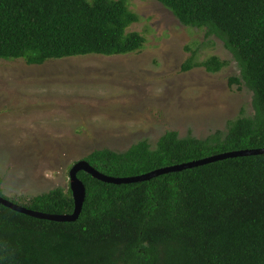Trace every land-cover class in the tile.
Instances as JSON below:
<instances>
[{"label": "trees", "instance_id": "1", "mask_svg": "<svg viewBox=\"0 0 264 264\" xmlns=\"http://www.w3.org/2000/svg\"><path fill=\"white\" fill-rule=\"evenodd\" d=\"M189 27L223 41L240 68L232 83L253 92L244 111L205 137L168 130L155 144L94 149L85 159L104 174H144L222 152L264 147V0H156ZM140 16L126 0H0V59L30 65L79 55L141 50L129 31ZM228 60L197 51L184 70L218 72ZM76 221L36 218L0 203V264H264V153L218 160L149 180L111 183L86 171ZM0 176V195H3ZM8 198V197H7ZM13 201L34 210H74L69 188Z\"/></svg>", "mask_w": 264, "mask_h": 264}, {"label": "rangeland", "instance_id": "2", "mask_svg": "<svg viewBox=\"0 0 264 264\" xmlns=\"http://www.w3.org/2000/svg\"><path fill=\"white\" fill-rule=\"evenodd\" d=\"M139 14L128 28L146 36L141 50L79 55L30 65L0 59V176L3 194L25 199L70 187L73 164L94 149L155 144L168 130L197 137L225 129L253 92L230 81L240 68L223 41L184 25L156 0H126ZM197 51L228 60L218 72L184 70Z\"/></svg>", "mask_w": 264, "mask_h": 264}, {"label": "water", "instance_id": "3", "mask_svg": "<svg viewBox=\"0 0 264 264\" xmlns=\"http://www.w3.org/2000/svg\"><path fill=\"white\" fill-rule=\"evenodd\" d=\"M264 153V147L261 148H251V149H241V150H232L227 152H222L219 154L207 156L198 160H192L189 162H184L172 166H165L160 167L144 174L134 175V176H124V177H115L104 174L103 172L99 171L97 168L92 166L88 160L85 158L78 160L73 164L71 167L69 174H70V189L72 191V196L74 199V210L71 213L65 214H55V213H47L42 212L39 210L31 209L27 206L19 204L13 199L7 198L3 195H0V203L4 206L11 208L13 210L22 212L24 214L40 218V219H47V220H55V221H76L83 209V205L86 199V185L83 180L79 177L80 171H86L95 178L102 180L104 182H111V183H129V182H136V181H143L149 180L153 177L159 176L161 174L173 172V171H180L186 168H192L204 164H208L211 162H215L218 160H224L230 157H237V156H244V155H256Z\"/></svg>", "mask_w": 264, "mask_h": 264}]
</instances>
